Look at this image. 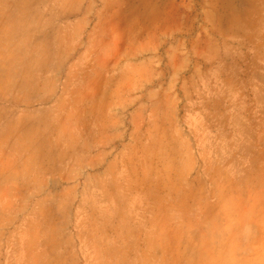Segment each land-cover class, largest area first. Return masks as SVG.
Returning <instances> with one entry per match:
<instances>
[{"label": "rangeland", "instance_id": "rangeland-1", "mask_svg": "<svg viewBox=\"0 0 264 264\" xmlns=\"http://www.w3.org/2000/svg\"><path fill=\"white\" fill-rule=\"evenodd\" d=\"M263 60L264 0H0V264H264Z\"/></svg>", "mask_w": 264, "mask_h": 264}, {"label": "bare ground", "instance_id": "bare-ground-1", "mask_svg": "<svg viewBox=\"0 0 264 264\" xmlns=\"http://www.w3.org/2000/svg\"><path fill=\"white\" fill-rule=\"evenodd\" d=\"M259 67H262L261 70L258 71L259 75L264 74V60H263L262 64H260ZM256 68H257V67H256ZM255 72H256V70H255ZM256 73H257V72H256ZM259 75H258V76H259ZM258 76H257V77H258ZM259 78H260V76H259ZM263 79H264V77H263ZM263 79H262V80H263ZM262 80H261V82H262ZM262 86H263V88H264V84H263ZM261 112H262V111H261ZM247 205H248V204H247ZM244 209H245V208H244ZM244 211H246V213L248 212L247 214H250V213H251L250 208L247 209V210H244ZM245 219H246V218H245ZM252 242H253V241H252ZM250 243H251V242H250ZM211 244H212V243H210V246H211ZM210 246H209V247H210ZM201 247H202V246H201ZM202 248L204 249V247H202ZM211 248H212V250L214 249L213 247H210V249H211ZM203 249H202V250H203ZM207 249H209V248H207ZM218 249H219V248H218ZM218 249H217V250H218ZM220 249H221V248H220ZM205 250H206V249H205ZM205 250H204L203 253H205V252L207 251V250H206V251H205ZM210 251H211V250H210ZM210 251H209V253H210ZM213 251H215L214 254H213V256L216 257V253H218V252H216V249H214ZM211 252H212V251H211ZM205 254H206V253H205ZM208 255H212V253H211V254H208ZM204 259H205V257H204ZM204 262H205V261H204ZM205 263H206V262H205ZM206 264H207V263H206ZM218 264H219V263H218Z\"/></svg>", "mask_w": 264, "mask_h": 264}]
</instances>
